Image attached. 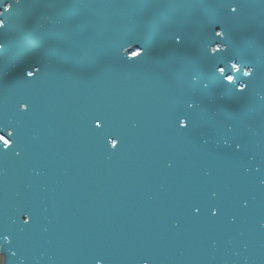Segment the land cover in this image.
I'll use <instances>...</instances> for the list:
<instances>
[{
	"label": "water",
	"instance_id": "1",
	"mask_svg": "<svg viewBox=\"0 0 264 264\" xmlns=\"http://www.w3.org/2000/svg\"><path fill=\"white\" fill-rule=\"evenodd\" d=\"M239 11L228 43L255 66L250 90L234 97L212 85L185 134L172 117L196 91L203 33L223 19L212 0H26L0 37V116L20 127L23 149L0 162V222L18 233V209L34 212L5 246L8 264H264V0ZM129 38L150 50L136 67L118 54ZM33 61L45 70L32 83L21 69ZM18 99L32 102L26 117ZM98 112L119 151L92 135ZM210 190L225 210L217 221L188 212Z\"/></svg>",
	"mask_w": 264,
	"mask_h": 264
},
{
	"label": "snow or ice",
	"instance_id": "2",
	"mask_svg": "<svg viewBox=\"0 0 264 264\" xmlns=\"http://www.w3.org/2000/svg\"><path fill=\"white\" fill-rule=\"evenodd\" d=\"M26 0H0V37H5L13 30L19 13L24 8ZM212 7L218 9L223 17L215 21L202 35L200 46V57L203 67L196 71L192 77V84L196 86L193 95L183 101V106L173 113L174 125L178 132L187 134L194 123L195 118L202 107L200 97L207 95L212 85L221 89L224 93L234 97H244L250 90L255 76V66L248 60L236 55L229 45V31L227 21L240 15V9L244 7V0H212ZM172 45L182 49L185 45V37L176 33L171 37ZM6 38H0V60L4 59L7 51ZM119 56L124 65L136 67L144 62L149 55V48L141 39L129 38L120 45ZM45 66L42 61H33L21 69L27 82H35L44 76ZM19 117H26L32 110V102L25 99H18L14 104ZM91 133L98 142L108 147L110 151H119L122 144L120 136L113 131L109 117L98 112L91 117ZM228 132H233V126H226ZM208 144L207 140L203 141ZM225 148H230L234 153L243 151L244 145L238 141L233 143L224 142ZM23 152L21 146V129L15 121L6 116H0V162L4 161L9 154L21 157ZM171 167V165H169ZM3 176V172H0ZM221 198L219 191L210 190L206 202H192L188 212L192 216L199 217L207 213L209 221H217L224 213L222 206L217 203ZM243 208H248L246 200L241 201ZM20 215V231L14 233L0 222V255L5 257V264H8L7 256L4 254L5 246L14 243V237L18 240L34 223V212L28 206H21L18 209ZM175 227L179 229L180 223ZM15 256L16 252H12ZM97 264H103L101 257Z\"/></svg>",
	"mask_w": 264,
	"mask_h": 264
},
{
	"label": "clouds",
	"instance_id": "3",
	"mask_svg": "<svg viewBox=\"0 0 264 264\" xmlns=\"http://www.w3.org/2000/svg\"><path fill=\"white\" fill-rule=\"evenodd\" d=\"M0 264H5V257L0 255Z\"/></svg>",
	"mask_w": 264,
	"mask_h": 264
}]
</instances>
